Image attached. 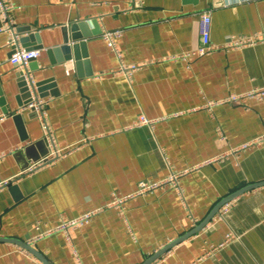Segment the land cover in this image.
Returning a JSON list of instances; mask_svg holds the SVG:
<instances>
[{
	"label": "crops",
	"instance_id": "obj_1",
	"mask_svg": "<svg viewBox=\"0 0 264 264\" xmlns=\"http://www.w3.org/2000/svg\"><path fill=\"white\" fill-rule=\"evenodd\" d=\"M13 3L22 44L41 50L29 69L35 81L51 80L41 95L50 130L59 147L75 148L25 171L51 149L42 117L25 107L31 98L19 96L21 69L10 62L8 32L0 30V236L31 240L105 205L113 193L135 191L142 179L187 171L183 197L160 188L129 200L123 211L107 208L73 229L70 240L56 232L33 243L52 264H142L227 194L264 180V96L205 107L264 88V37L226 47L233 36L264 34V0H139L134 8L131 0ZM204 9L219 48L184 60L201 44ZM73 22L82 24L81 38H72ZM103 28L120 30V58L101 37ZM122 62L138 68L125 72ZM140 114L156 122L131 128ZM260 136V145L237 157L204 164ZM231 200L224 217L215 215L150 264H264V185ZM228 233L233 237L212 251ZM0 264L43 263L0 241Z\"/></svg>",
	"mask_w": 264,
	"mask_h": 264
},
{
	"label": "built area",
	"instance_id": "obj_2",
	"mask_svg": "<svg viewBox=\"0 0 264 264\" xmlns=\"http://www.w3.org/2000/svg\"><path fill=\"white\" fill-rule=\"evenodd\" d=\"M137 1L139 0H131L129 8H134ZM14 8L15 5L13 3V0H0V19H1L0 30H4L8 32L7 45L12 50L10 55V62L14 64L17 68L21 69L20 71L23 72L25 81H27L31 99L25 104V107H28L33 111H36L37 115H40V117H42L41 119L43 121L42 123L45 132V138L51 149L46 156L28 165V168L25 171L30 172L37 170L38 166L47 163L48 161H52L57 157L70 154L75 147L74 145L59 147L56 143V138L54 137L53 132H51L50 130V127L47 122V118L44 115V107L46 105L47 100L44 96H41L38 92H36L35 90L36 81L29 69L30 62L38 58L41 50L38 48L30 49L22 44L21 34L19 30H17V25L15 23V18L13 13ZM198 25H199V31L201 37V41H200L201 44L198 47L181 55L184 60H189V58L204 56L207 53H210L219 48L210 40L212 24H211V11L209 9H204V11L200 12ZM119 34H120V30L119 31L109 30L106 28L105 29L103 28L101 34V37H103L107 45L111 48L112 51L115 52L118 58H120V52L118 51L115 40L119 36ZM261 37H264V34H257L253 36L239 34V36L231 37L229 42L226 44V47L231 48V47H240L242 45L255 44L257 42V39H260ZM73 66L74 63L70 59V61L68 62V67L66 68L67 72L70 71V68ZM137 68L138 66L129 67L123 62L120 67L121 70H125V72L128 73L137 70ZM263 96H264V88L259 89L257 91L254 90L241 94L231 93L227 96H224V98L208 100L205 107L208 109H212L214 106L221 105L224 103L240 102L241 99H244L246 97H252L258 99ZM155 122L156 119H149L145 114H140L138 119L130 127L134 128L142 125L152 126L154 125ZM262 139L263 137L260 136V138L244 142L242 143V145L237 146L236 148H232L229 151H226V153H223L217 157L208 158V160L204 161L205 162L204 164H209L210 162L213 161L222 160L229 155H234L235 157H237L238 154L243 150L260 145ZM186 172L187 171H178V172L171 171L165 177L158 178L157 180L142 179L140 180L139 186L135 191L123 195H117L116 193H113L111 200L107 202L105 205L91 208L89 209V211H86L80 215L72 217L71 220L62 221L59 224L55 225V227H52L45 231H41L34 238L28 240V242L33 244L40 238L55 234L56 232H63L70 240L71 239L70 233L71 231H73V229H76L81 225L90 222V220H92L94 216L103 212L107 208H115L120 211H123L126 202H128L129 200L134 199L143 194L157 191L160 188L171 186L173 189L177 190L180 196L183 197L184 188L181 184L180 178ZM231 204H232V200L227 201V203H225L219 208L216 215L218 214L219 216L224 217L227 214V211L230 209ZM231 237H233V234L228 233L225 237V240L217 245H212L211 250L214 251L219 247L223 246L225 242H227Z\"/></svg>",
	"mask_w": 264,
	"mask_h": 264
},
{
	"label": "water",
	"instance_id": "obj_3",
	"mask_svg": "<svg viewBox=\"0 0 264 264\" xmlns=\"http://www.w3.org/2000/svg\"><path fill=\"white\" fill-rule=\"evenodd\" d=\"M0 26H1V19H0ZM82 27H83L82 24H79L77 22H73V23L70 24V28H71V31H72V35L71 36H72L73 39H78V38L82 37V35H83V33L81 31ZM65 29L68 30V28H65ZM49 81H51V80L41 81V82H37L36 81V83H35L36 92H38L40 95H42L43 91L46 88L43 85L45 83L49 82ZM17 82H18V86H19V90H18L19 91V96L22 97V98H28L29 99L30 98V91H29V88H28V85H27V81H25V77H24L22 71H19L18 74H17ZM52 93L56 94V91L54 90V92H52ZM261 185H264V180H261L260 182L248 183V184L244 185L243 187L235 190L234 192H232L230 194H227L226 197H224L223 199L218 201L210 209V212L208 213L206 218H204L201 222H199L198 224L193 226L192 229L186 231V233L176 237V239H174V240L168 242L167 244L161 246L158 251H156L154 254H152L147 259H145L142 264H150L152 261L158 259L162 254H164L165 252L170 250V248L175 246L176 243H178V242H180L182 240H185L186 238H188V237L192 236L194 233H196L198 230L202 229L216 215V213L218 212L219 208L222 205H224L225 203H227V201H229L231 199H234L238 195L244 193V191L260 187ZM0 241H2V242H4V241L13 242L16 245H18L19 247L24 248L25 250H27L29 253H32L36 258L40 259V261L43 264H52L43 253L38 251L36 249V247L32 243L28 242L27 240H24L22 238L20 239V238H17V237H10V236L2 237V236H0Z\"/></svg>",
	"mask_w": 264,
	"mask_h": 264
}]
</instances>
